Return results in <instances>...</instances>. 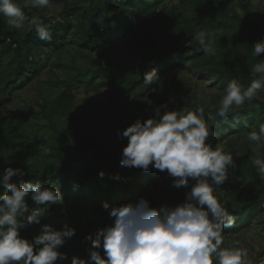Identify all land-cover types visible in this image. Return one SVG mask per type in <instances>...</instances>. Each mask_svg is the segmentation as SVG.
I'll return each instance as SVG.
<instances>
[{
  "label": "trees",
  "instance_id": "trees-1",
  "mask_svg": "<svg viewBox=\"0 0 264 264\" xmlns=\"http://www.w3.org/2000/svg\"><path fill=\"white\" fill-rule=\"evenodd\" d=\"M166 0H51L50 7L62 6L57 18L41 15L38 9L25 8L29 17L38 16L45 24L51 25L52 40H40L34 29L27 24L22 29L10 28L5 18L0 15V107L11 101L14 92L35 82L44 73L58 70L61 79L47 80L59 90L51 98L49 94L42 96L37 110L30 109L32 118L39 117L43 121L46 136L32 137L27 130V121L17 123L11 116H0V173L6 167H22L30 173L23 179L33 183L41 182L45 186H59L63 201L68 202L67 208L72 215L60 214L55 205L49 204L51 217L43 219L39 225H30L21 230V236L32 240L39 235L44 225L56 224V220L69 221L76 229L72 244H64L59 249L71 260L73 256L88 258L90 242L85 241L82 232L85 229L81 218L85 211L82 207L72 205L71 200L83 201L92 205L95 212H100V205L107 202L110 207L141 198L157 178L168 175L151 166L148 171L128 168L121 165L122 149L127 140L117 137V131L123 130L121 122V105L119 100L132 93L142 84L145 73L155 72L162 77L167 71L176 67L190 68L200 78H208L223 91L231 80H237L247 86L258 76L250 74V66L264 59L253 56L254 42L264 40V7L258 12V17L252 19L251 0H237L242 14L228 9L225 2L212 0L208 14L184 18L183 25H175L168 13L161 17L155 15L151 25L144 26L149 36L156 38L161 46L153 43L146 45V34H132L124 43L140 58V77L127 69L126 77L119 74L117 64L101 63L97 55V63L92 61V55L100 52L106 45L121 42L134 30L139 19L151 16L161 9ZM23 6V0H16ZM213 23L207 26L209 38L215 48L214 56H205L197 44L185 47L189 40L207 21ZM55 21V22H54ZM172 23V24H171ZM72 46L73 54L69 64L52 61V56ZM231 49H225L228 46ZM138 54V55H137ZM90 60L84 66L78 64L79 58ZM134 65V64H132ZM137 66V65H135ZM238 69V70H237ZM175 92L189 98L191 106L187 111L195 110L193 91L188 89L180 79L173 81ZM109 90L107 101L82 100L81 109H73L76 101L73 90L83 89L84 93ZM202 106V105H201ZM219 104L213 108L204 107L205 117H214L209 143L222 141L227 136L249 131L250 126L258 130V125L264 122V101L254 99L236 110L237 115L230 116L227 121L216 117ZM90 111L93 125L85 131L88 122L85 115ZM67 116L73 119V130L77 141L71 136L61 121ZM145 115H143L144 117ZM35 119V118H34ZM107 142H111L113 150L108 151ZM103 172V177L100 173ZM16 180V178H14ZM18 182V181H17ZM5 190L0 188V194ZM29 207L36 206L29 198ZM226 206V205H225ZM224 206V207H225ZM256 210V209H255ZM235 223L231 228L236 230L243 221H249L252 212L247 206L229 208ZM261 204L257 212H263ZM256 212V213H257ZM113 220H89L90 226H111ZM101 255L103 250L101 249Z\"/></svg>",
  "mask_w": 264,
  "mask_h": 264
},
{
  "label": "clouds",
  "instance_id": "clouds-1",
  "mask_svg": "<svg viewBox=\"0 0 264 264\" xmlns=\"http://www.w3.org/2000/svg\"><path fill=\"white\" fill-rule=\"evenodd\" d=\"M50 6L51 0H23V6L16 0H0V15L10 28L18 30L27 24L40 40L51 41V25L38 16L29 17L24 11ZM193 44L205 56L216 54L209 33L204 30L186 40L185 47ZM251 47L254 57L264 54V40L254 42ZM259 60L250 66V74L258 78L247 86L231 80L223 89L216 117L227 121L237 115V109L264 91V59ZM159 80L155 72L145 73L141 84L144 91L136 99L151 107L149 95L157 91L154 85ZM167 107V103L160 104L154 108L153 117L137 118L117 131L118 139L127 140L120 163L143 171L150 166L166 171L172 178L171 187H190L184 202L175 207L160 205L158 209L143 197L135 203L112 207L104 202L102 207L113 220L112 225L87 235L85 240L91 244L88 259L73 256L71 264H249V252L238 241L231 248L222 247L224 229L231 228L235 219L214 191L228 182L229 170L237 165L231 153L209 143V137L214 135V117L206 118L203 106L162 114ZM246 135L256 146L251 162L258 174L264 176V158L259 154L264 145V122L259 123L258 130ZM28 175L25 168L10 166L0 173V188L5 190L0 194V264H58L67 260L59 249L76 235V229L65 224L57 230L46 224L31 241L21 236L22 229L41 223L50 210L49 204L64 203L59 186L52 188L39 181H25L23 178ZM103 175L101 172L100 176ZM29 197L34 205L43 207L30 209L26 199Z\"/></svg>",
  "mask_w": 264,
  "mask_h": 264
},
{
  "label": "rangeland",
  "instance_id": "rangeland-1",
  "mask_svg": "<svg viewBox=\"0 0 264 264\" xmlns=\"http://www.w3.org/2000/svg\"><path fill=\"white\" fill-rule=\"evenodd\" d=\"M74 0H67L68 3H71ZM225 2L228 6V9L234 10L237 13L242 14V10L238 6L237 0H220ZM212 0H166L161 9L155 12L151 16V20L147 17L141 18L134 26L132 33H129L121 42H118L113 45H106L100 52L94 53L92 55V61L97 63V55L101 57V63L107 64L111 62L117 64L119 74L122 77H126L127 69L130 70L135 76L140 77V69L138 65L140 64V58H138L132 50L124 43L125 39H128L130 35L146 34V45L152 46L153 43H156L157 46H161L160 42L149 36L146 31H144V26L151 25L152 19L155 15L161 17L166 13L172 18L171 21L173 24L183 25L182 20L188 17H194L195 15H205L212 16V13L209 12V8ZM252 5V19L258 17V12L264 7V0H251ZM41 15L48 18H57L59 13L62 11V6L56 7H47V8H37ZM171 23V24H172ZM213 23L212 20L207 21L206 25L204 24L200 30L207 32V26H210ZM199 30V31H200ZM198 46V45H197ZM228 46V45H227ZM199 47V46H198ZM225 49H231L230 46L225 47ZM73 54L72 46H66L63 50L52 56V61L61 60L65 64L70 63V59ZM138 55V54H137ZM78 64L84 66L90 60L79 58ZM134 64V65H132ZM137 65V66H135ZM62 74L58 70H55L53 73H44L39 79L38 84L32 82L31 84L23 87L22 89L14 92L13 97L8 105L0 107V116L6 115L11 116L15 119L17 123L22 121H27V132L34 137V132L38 136H46V131L43 128V121L39 120V117L32 118L29 116L30 109L37 110L38 104L42 101V96H51L53 98L59 92L54 85L47 80L61 79ZM180 79L182 83L191 91L195 96V104L198 106H204L213 108L215 105L219 104V101L222 99L223 91H221L214 82L208 78L199 77L195 75L194 72L187 67H176L167 71L160 80L157 82V85L154 87L157 88V91L149 95V99L153 101V105L150 107L146 103L141 102V100L136 99L137 96L141 95L144 89L138 86L132 93L123 97L119 100L121 105V122L120 126L125 129L127 126L132 124L137 118L141 120H146L155 115L154 108L160 104L167 103V109L163 111L171 110H184L187 112L188 108L191 106L190 100L185 95L175 92V87L173 86L174 79ZM76 101L74 102L73 109L78 111L81 109L82 100L95 101H107L109 97V90L102 88L97 91H90L84 93L83 89L73 90ZM256 99L264 101V91H261ZM240 110V109H237ZM143 115H145L143 117ZM61 121L64 123V126L68 130L71 139L77 141L75 137V132L73 130V119L70 116L62 118ZM85 121L88 122L85 127V131L89 126L93 125V117L90 111H87L85 115ZM251 130H257L255 127ZM248 131H242L230 136H227L226 139L222 141L212 142L213 147H220L226 153H231L236 160L237 167L235 169L229 170V180L227 183L220 187H216L214 195L217 196L218 200L225 206L227 210L232 207H239L242 205L247 206L248 211L252 212L251 219L249 221H243V223L236 228V230L227 231L224 229L223 239L224 244L222 247L231 248L233 247L234 242L238 241L239 246L246 248L249 252L248 261L249 264H262L264 262V211L257 212V209L262 204L264 206V176L258 174L257 168L252 164L250 157H254L256 153L253 152V149L256 147L255 144L247 139ZM108 151L113 150V145L111 142H107ZM261 158H264V145L260 148ZM172 178L168 175L157 178L153 184L148 186L146 193L142 196L150 202V206L153 208H159L160 205H167L170 207H175L180 203H183L185 200V193L190 191L189 188L175 189L171 187ZM138 201V198H132L131 203ZM72 205L76 207L77 205L82 207L85 211L84 216L81 218V223L86 224L85 229H83L84 235L89 233H94L99 228H104L103 225L90 226L89 220L94 221H108L109 215L106 210L103 209L100 205V212H95L92 209V205L85 204L83 201L71 200ZM126 204L122 202L119 205ZM69 205L68 202H64L63 205H55V208H58L60 214H67L69 218L72 213H70L66 208ZM66 206V208H65ZM256 209V210H255ZM257 212V213H256ZM51 211H48L46 217H51ZM56 224L52 223L51 225L59 230L65 224L71 226L72 224L69 221L61 220L58 218ZM113 223V222H112ZM86 236H84L85 238ZM86 241V240H85ZM87 242V241H86ZM89 243V242H87ZM65 244H72L71 240H67ZM88 259L87 257L85 258ZM58 264H71V260H65L63 262H58Z\"/></svg>",
  "mask_w": 264,
  "mask_h": 264
},
{
  "label": "bare ground",
  "instance_id": "bare-ground-1",
  "mask_svg": "<svg viewBox=\"0 0 264 264\" xmlns=\"http://www.w3.org/2000/svg\"><path fill=\"white\" fill-rule=\"evenodd\" d=\"M262 264H264V262Z\"/></svg>",
  "mask_w": 264,
  "mask_h": 264
}]
</instances>
